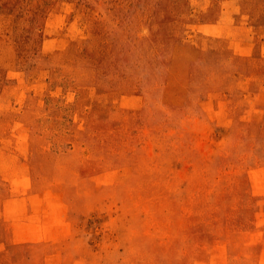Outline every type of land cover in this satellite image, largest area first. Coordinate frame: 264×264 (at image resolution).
Instances as JSON below:
<instances>
[{"label":"rangeland","instance_id":"rangeland-1","mask_svg":"<svg viewBox=\"0 0 264 264\" xmlns=\"http://www.w3.org/2000/svg\"><path fill=\"white\" fill-rule=\"evenodd\" d=\"M0 264H264V0H0Z\"/></svg>","mask_w":264,"mask_h":264}]
</instances>
